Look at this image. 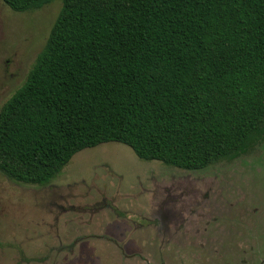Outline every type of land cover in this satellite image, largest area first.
<instances>
[{
    "label": "trees",
    "instance_id": "16d2710c",
    "mask_svg": "<svg viewBox=\"0 0 264 264\" xmlns=\"http://www.w3.org/2000/svg\"><path fill=\"white\" fill-rule=\"evenodd\" d=\"M60 1L0 107L1 175L45 186L105 142L200 170L264 139V0Z\"/></svg>",
    "mask_w": 264,
    "mask_h": 264
},
{
    "label": "rangeland",
    "instance_id": "374dc122",
    "mask_svg": "<svg viewBox=\"0 0 264 264\" xmlns=\"http://www.w3.org/2000/svg\"><path fill=\"white\" fill-rule=\"evenodd\" d=\"M60 0H0V107L42 50ZM0 264H264V139L200 170L105 142L45 186L0 174Z\"/></svg>",
    "mask_w": 264,
    "mask_h": 264
}]
</instances>
